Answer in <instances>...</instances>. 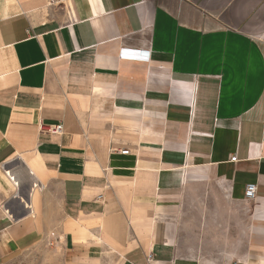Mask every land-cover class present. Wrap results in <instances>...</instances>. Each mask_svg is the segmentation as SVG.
I'll list each match as a JSON object with an SVG mask.
<instances>
[{
	"label": "crops",
	"instance_id": "obj_1",
	"mask_svg": "<svg viewBox=\"0 0 264 264\" xmlns=\"http://www.w3.org/2000/svg\"><path fill=\"white\" fill-rule=\"evenodd\" d=\"M40 242L264 264V0H0V263Z\"/></svg>",
	"mask_w": 264,
	"mask_h": 264
},
{
	"label": "rangeland",
	"instance_id": "obj_2",
	"mask_svg": "<svg viewBox=\"0 0 264 264\" xmlns=\"http://www.w3.org/2000/svg\"><path fill=\"white\" fill-rule=\"evenodd\" d=\"M0 264H66L60 244L40 242L6 255Z\"/></svg>",
	"mask_w": 264,
	"mask_h": 264
},
{
	"label": "built area",
	"instance_id": "obj_3",
	"mask_svg": "<svg viewBox=\"0 0 264 264\" xmlns=\"http://www.w3.org/2000/svg\"><path fill=\"white\" fill-rule=\"evenodd\" d=\"M119 56L122 58L128 57V58H134V59H148L149 52H143V51H136V50H128L125 48H122L120 50ZM63 126L61 123L58 124H39V130L45 131V132H56L60 133L62 132ZM121 153L126 154L128 153V150H122ZM231 160H235V156L231 158ZM256 189L257 186L255 183H247L244 189V198L246 200H252L256 195ZM150 258V256H148Z\"/></svg>",
	"mask_w": 264,
	"mask_h": 264
}]
</instances>
